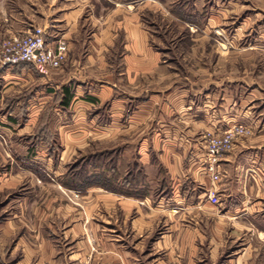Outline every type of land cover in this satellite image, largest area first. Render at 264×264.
Segmentation results:
<instances>
[{"label": "crops", "instance_id": "obj_1", "mask_svg": "<svg viewBox=\"0 0 264 264\" xmlns=\"http://www.w3.org/2000/svg\"><path fill=\"white\" fill-rule=\"evenodd\" d=\"M106 5L0 8V39L37 26L68 44L58 69L0 72V191L30 189L0 245L21 233L14 264H264V85L224 76L214 38L166 43L145 6ZM235 123L253 132L222 156L208 214L202 135Z\"/></svg>", "mask_w": 264, "mask_h": 264}, {"label": "rangeland", "instance_id": "obj_2", "mask_svg": "<svg viewBox=\"0 0 264 264\" xmlns=\"http://www.w3.org/2000/svg\"><path fill=\"white\" fill-rule=\"evenodd\" d=\"M100 6H106L110 0H95ZM113 2L138 4L145 6V21H151L156 27L157 35L165 38V42L171 38L206 36L215 39L212 48L211 62L213 60L222 63L224 76L236 74L239 70L241 80L252 79L261 88L264 85V0H111ZM32 0H0V8H12L13 12L24 10ZM1 10V9H0ZM153 12V13H152ZM1 14V12H0ZM176 19V20H175ZM154 27V28H155ZM249 46H257L248 50ZM211 47V46H209ZM217 52L216 57L213 54ZM223 55V56H222ZM256 98L260 96L256 92ZM255 109L263 112L262 99H257ZM83 159L73 163V168L82 166ZM4 163L0 162L2 166ZM1 171L5 170L2 166ZM99 185H104L103 178L96 180ZM23 183V182H22ZM210 185L203 193V201L207 203L206 212L215 214L216 205H212L208 199ZM30 189L24 185L17 189L0 191V227L16 210L15 198L30 194ZM193 193L198 194L199 189ZM205 193V194H204ZM76 196L78 194L76 193ZM19 200V199H18ZM69 200V199H68ZM70 201V200H69ZM71 202V201H70ZM256 229H263V221L255 222ZM21 233L18 235L20 236ZM18 235L11 242L0 245V264H14L17 255L10 256V249L14 246ZM258 239L264 240L263 235ZM264 243L263 241H260ZM229 252L237 245L231 235L226 240ZM90 263V261H89Z\"/></svg>", "mask_w": 264, "mask_h": 264}, {"label": "built area", "instance_id": "obj_3", "mask_svg": "<svg viewBox=\"0 0 264 264\" xmlns=\"http://www.w3.org/2000/svg\"><path fill=\"white\" fill-rule=\"evenodd\" d=\"M47 33L41 27H33L25 33L13 34L0 39V72L19 64H29L41 73L48 69H58L67 60L68 44L65 39L57 38L52 43L46 40ZM253 129L243 124H232L222 133L206 132L202 135L205 153V173L213 184L221 180L220 160L233 149L237 138L248 136ZM209 202L219 203L216 188L208 191ZM83 264H90L89 261Z\"/></svg>", "mask_w": 264, "mask_h": 264}]
</instances>
